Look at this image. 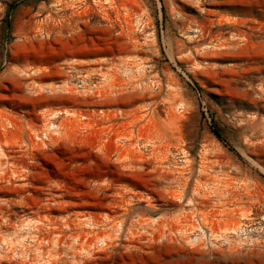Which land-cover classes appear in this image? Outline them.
Returning a JSON list of instances; mask_svg holds the SVG:
<instances>
[{
  "label": "rangeland",
  "instance_id": "1",
  "mask_svg": "<svg viewBox=\"0 0 264 264\" xmlns=\"http://www.w3.org/2000/svg\"><path fill=\"white\" fill-rule=\"evenodd\" d=\"M263 86L264 0H0V264H264Z\"/></svg>",
  "mask_w": 264,
  "mask_h": 264
},
{
  "label": "built area",
  "instance_id": "2",
  "mask_svg": "<svg viewBox=\"0 0 264 264\" xmlns=\"http://www.w3.org/2000/svg\"><path fill=\"white\" fill-rule=\"evenodd\" d=\"M78 88L82 91H84L85 93H93V92H100L99 90L101 89V82H92V81H86V80H82L80 81V83L78 84ZM262 91L264 94V86L262 87ZM39 140H45L48 142V140H50V136L47 132L42 133L41 135H38L36 137Z\"/></svg>",
  "mask_w": 264,
  "mask_h": 264
},
{
  "label": "bare ground",
  "instance_id": "3",
  "mask_svg": "<svg viewBox=\"0 0 264 264\" xmlns=\"http://www.w3.org/2000/svg\"><path fill=\"white\" fill-rule=\"evenodd\" d=\"M244 214H245V213H244ZM244 214H243V215H240V216H242L241 218H243V217L245 216ZM247 217H248V216H247ZM249 217H250V216H249ZM244 218H246V217H244ZM255 219H256V218H255ZM251 220H252V218H250L249 221H251ZM246 221H248V219H247ZM249 221H248V222H249ZM248 222H246V223H248ZM253 222L255 223V221H253ZM206 223H207V222H206ZM242 223H243V222H242ZM244 223H245V221H244ZM244 223H243V224H244ZM251 225H252V224H251ZM244 226H245V225H244Z\"/></svg>",
  "mask_w": 264,
  "mask_h": 264
}]
</instances>
